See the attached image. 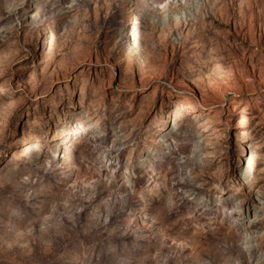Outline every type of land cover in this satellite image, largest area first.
Masks as SVG:
<instances>
[{
    "label": "rangeland",
    "instance_id": "obj_1",
    "mask_svg": "<svg viewBox=\"0 0 264 264\" xmlns=\"http://www.w3.org/2000/svg\"><path fill=\"white\" fill-rule=\"evenodd\" d=\"M0 264H264V0H0Z\"/></svg>",
    "mask_w": 264,
    "mask_h": 264
}]
</instances>
